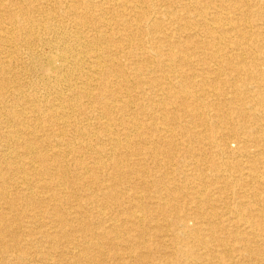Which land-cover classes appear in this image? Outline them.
<instances>
[{
    "label": "bare ground",
    "instance_id": "obj_1",
    "mask_svg": "<svg viewBox=\"0 0 264 264\" xmlns=\"http://www.w3.org/2000/svg\"><path fill=\"white\" fill-rule=\"evenodd\" d=\"M0 264H264V0H0Z\"/></svg>",
    "mask_w": 264,
    "mask_h": 264
},
{
    "label": "rangeland",
    "instance_id": "obj_2",
    "mask_svg": "<svg viewBox=\"0 0 264 264\" xmlns=\"http://www.w3.org/2000/svg\"><path fill=\"white\" fill-rule=\"evenodd\" d=\"M233 144H234V143H233V142H231V145H233ZM150 178H151V177H150ZM218 206H220V207H219V210H222V209H221V208H222V207H221V204H219ZM224 210H226V211H227V209H224ZM226 213H227V212H226ZM226 215L230 216V213L228 212Z\"/></svg>",
    "mask_w": 264,
    "mask_h": 264
}]
</instances>
